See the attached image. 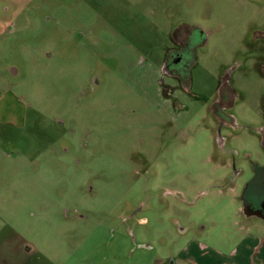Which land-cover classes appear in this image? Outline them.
<instances>
[{"label":"rangeland","instance_id":"obj_1","mask_svg":"<svg viewBox=\"0 0 264 264\" xmlns=\"http://www.w3.org/2000/svg\"><path fill=\"white\" fill-rule=\"evenodd\" d=\"M263 139L264 0H0V264L227 255Z\"/></svg>","mask_w":264,"mask_h":264},{"label":"crops","instance_id":"obj_2","mask_svg":"<svg viewBox=\"0 0 264 264\" xmlns=\"http://www.w3.org/2000/svg\"><path fill=\"white\" fill-rule=\"evenodd\" d=\"M262 142L264 144V139ZM260 172H263V174ZM256 175L257 176L247 184L244 194L240 196L242 199V205L239 206L238 213H243L244 220L242 218H237L233 222L235 230L240 233V236L234 240L235 243L231 252L226 255L211 250L208 251L207 254L202 252L203 255H207L204 258H186L183 262L186 264L190 261L193 262V264H264V219L255 214L247 215L245 213L247 205L253 210H262L264 212V193L257 197L260 198V200H258V202L260 201L258 209L253 208V206L245 199L247 194H249V190L252 187H257L256 185H258V181L260 186H264V167L258 166ZM251 209H248V211L251 212ZM255 218L260 220H256ZM200 247L204 248L202 249L204 251L207 250L205 246L201 244Z\"/></svg>","mask_w":264,"mask_h":264},{"label":"flooded vegetation","instance_id":"obj_3","mask_svg":"<svg viewBox=\"0 0 264 264\" xmlns=\"http://www.w3.org/2000/svg\"><path fill=\"white\" fill-rule=\"evenodd\" d=\"M182 58V54L179 52L177 54V56L175 57V60H181ZM259 180V179H258ZM257 187H252L249 190V194H247L246 196V200L253 206V208L258 209L260 206V201L258 202V200H260V198H257L258 195L264 193V186H260L259 181H258V185H256Z\"/></svg>","mask_w":264,"mask_h":264},{"label":"water","instance_id":"obj_4","mask_svg":"<svg viewBox=\"0 0 264 264\" xmlns=\"http://www.w3.org/2000/svg\"><path fill=\"white\" fill-rule=\"evenodd\" d=\"M248 209H251L249 205H247L246 208H245V213L247 215L248 214H255V215H258L259 217L264 219V212L262 210H253V209H251V212H250V211H248Z\"/></svg>","mask_w":264,"mask_h":264}]
</instances>
